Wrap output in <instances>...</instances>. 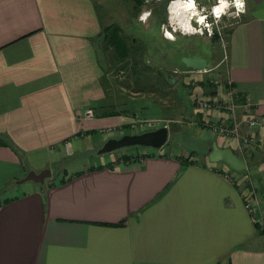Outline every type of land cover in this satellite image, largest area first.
Masks as SVG:
<instances>
[{"label": "crops", "instance_id": "0c3cea01", "mask_svg": "<svg viewBox=\"0 0 264 264\" xmlns=\"http://www.w3.org/2000/svg\"><path fill=\"white\" fill-rule=\"evenodd\" d=\"M97 4L0 0V264H264V128L214 135L208 120L229 116L215 110L192 123L200 145L244 158L242 174L167 141L88 155L100 129L126 123L108 99ZM220 70L264 118L261 1H246ZM45 168L43 184L18 183Z\"/></svg>", "mask_w": 264, "mask_h": 264}, {"label": "rangeland", "instance_id": "374dc122", "mask_svg": "<svg viewBox=\"0 0 264 264\" xmlns=\"http://www.w3.org/2000/svg\"><path fill=\"white\" fill-rule=\"evenodd\" d=\"M97 2L99 15L107 24L105 30L108 38H103L102 46L105 50L106 83L110 90L108 99L115 109L125 116L126 123L100 129L97 136L101 143L96 149L89 151L88 155H93V161L99 156L106 157V154L96 153L106 137L141 133L162 126L168 129L166 141L171 146L189 148L192 153L204 154L206 146L200 145L197 138L199 130L192 124L199 120L198 114L215 110L229 115L228 119L216 117L208 120V131L214 135V124H232L239 121L237 114L242 116L238 106L241 98L235 101L233 110L226 107L228 99L224 95V88L227 80L220 70L225 59L226 37L234 24L233 20L222 16L217 23L210 14V8L216 0H196L198 9L206 10L201 14L207 15V23L212 25L213 35L209 37L207 28L203 30V35H182L180 31L173 32L172 26L169 25L171 0ZM149 11L151 15L147 21L141 22V14ZM191 23L200 27L195 20ZM162 26H167V30L176 37L175 41L164 37ZM116 36L124 38L127 44L134 43V49H131V55L126 60L117 58L114 43L111 42ZM181 54L202 55L209 60L211 68L185 72L180 60ZM199 102H206L210 108L204 111L199 109ZM252 129L254 130H250ZM250 136L255 137L253 133ZM255 145L256 143L248 149L252 150ZM130 149L132 148L111 153H114V156L119 153L117 158L120 159L124 155L134 157L144 154L137 149Z\"/></svg>", "mask_w": 264, "mask_h": 264}, {"label": "water", "instance_id": "95a60500", "mask_svg": "<svg viewBox=\"0 0 264 264\" xmlns=\"http://www.w3.org/2000/svg\"><path fill=\"white\" fill-rule=\"evenodd\" d=\"M180 60L183 67L190 71H202L209 69L210 67L209 60L199 54H181ZM171 80L173 81V79ZM167 136L168 129L165 126L141 133L124 134L120 137L106 139L96 153L102 155L133 147L159 149L165 144ZM204 155L209 162L223 163L234 173L242 174L246 170V163L242 156L235 154L231 148L219 147L216 142H212L206 147ZM50 173L51 172L48 168L42 169L39 172L30 170L24 177L18 180V183L31 181L43 184L44 180L50 176Z\"/></svg>", "mask_w": 264, "mask_h": 264}, {"label": "clouds", "instance_id": "9594fccd", "mask_svg": "<svg viewBox=\"0 0 264 264\" xmlns=\"http://www.w3.org/2000/svg\"><path fill=\"white\" fill-rule=\"evenodd\" d=\"M230 7H235V15L239 16L246 12V0H217L213 6L212 13L215 21L219 23L224 15H228ZM206 10L198 9L196 0H171L169 4V25L172 26L173 32L180 31L182 35H203V30L208 29L209 37L213 35L212 25L207 23V15L201 12ZM151 12H144L140 16L141 22H146ZM195 19L200 27H193L192 20ZM164 37L170 41H175L176 37L172 32L167 30V26H162Z\"/></svg>", "mask_w": 264, "mask_h": 264}, {"label": "built area", "instance_id": "2783aa9c", "mask_svg": "<svg viewBox=\"0 0 264 264\" xmlns=\"http://www.w3.org/2000/svg\"><path fill=\"white\" fill-rule=\"evenodd\" d=\"M261 3L264 5V0H260ZM217 4L216 2L211 6L210 8V14L212 13L213 6ZM236 9L235 7H230L228 10V15H224V17L233 20L234 24L239 22L241 13L239 16L235 15ZM213 16V15H212ZM233 24V25H234ZM193 26V25H192ZM196 27V26H193ZM218 86V85H217ZM224 88V95H226L228 99V103L226 104V107L230 110H233V107L235 105V101L239 98L238 93L234 90L232 83L227 80L225 83ZM199 109L201 110H207L210 108V105L206 102H199L198 104ZM238 106L241 108L242 116L240 117L239 121L233 122L232 124H214L213 131L219 135L224 136L226 138L237 136L238 132L240 130L241 125L245 124L248 128H264V118L256 116L254 113H252L251 104L248 102V100L244 101L241 104H238ZM84 117L85 118H92L93 117V111L92 109L88 108L84 111ZM242 142L244 145L252 146L256 143V138L253 136H244L242 137ZM250 148V147H249ZM247 208H250V204L246 205Z\"/></svg>", "mask_w": 264, "mask_h": 264}, {"label": "trees", "instance_id": "16d2710c", "mask_svg": "<svg viewBox=\"0 0 264 264\" xmlns=\"http://www.w3.org/2000/svg\"><path fill=\"white\" fill-rule=\"evenodd\" d=\"M107 36L106 30L103 31V38ZM108 38V36H107ZM126 40L122 37L116 36L113 40H111L112 43H114L113 47L115 48L117 58L119 60H126L131 55V49H134L133 45L134 43L131 42L130 44H127L125 42ZM135 57V56H134ZM135 59V58H134ZM136 148V147H133Z\"/></svg>", "mask_w": 264, "mask_h": 264}, {"label": "bare ground", "instance_id": "6f19581e", "mask_svg": "<svg viewBox=\"0 0 264 264\" xmlns=\"http://www.w3.org/2000/svg\"><path fill=\"white\" fill-rule=\"evenodd\" d=\"M193 20H195V19H193ZM196 21V20H195Z\"/></svg>", "mask_w": 264, "mask_h": 264}]
</instances>
